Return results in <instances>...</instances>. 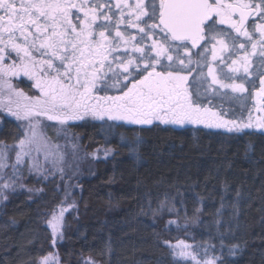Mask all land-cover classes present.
Masks as SVG:
<instances>
[{
  "label": "trees",
  "instance_id": "trees-1",
  "mask_svg": "<svg viewBox=\"0 0 264 264\" xmlns=\"http://www.w3.org/2000/svg\"><path fill=\"white\" fill-rule=\"evenodd\" d=\"M68 134L88 169L66 189L24 174L35 191L0 196V264H39L61 194L74 204L55 245L60 264H185L170 250L177 241L215 264H264V134L92 119ZM17 138L1 119L0 151L12 158Z\"/></svg>",
  "mask_w": 264,
  "mask_h": 264
},
{
  "label": "snow or ice",
  "instance_id": "snow-or-ice-1",
  "mask_svg": "<svg viewBox=\"0 0 264 264\" xmlns=\"http://www.w3.org/2000/svg\"><path fill=\"white\" fill-rule=\"evenodd\" d=\"M114 6L119 9L115 21L114 13L109 15L113 5L108 0L103 3L101 0H0L3 12L0 15V74L22 72L35 77V86L41 93L22 107L17 102V110L8 108L9 114L17 120H28L30 126L33 118L39 117L63 124L92 116L137 125H151L154 121L178 126L203 124L209 128H225L228 132L251 127V124L226 121L211 108L202 107L196 78L189 81L192 72L189 66L193 63L190 48L201 49L196 55L208 67L209 89L219 84L220 88L231 89L233 93H244L247 91L245 77H240L241 83H236V77L228 74L218 79L215 70L207 64L206 53L211 52L212 60L222 64L225 57L220 53L227 52L228 59L235 55L236 59L226 66L231 73L243 69L247 76L258 43L259 54L264 57V0H136L134 5L128 0H116ZM125 8L134 19L125 20ZM73 10L77 13L75 17ZM79 13H83L82 18ZM250 17L253 18L252 31L248 28ZM121 24L138 29L142 34L140 41L131 47V52L139 56L128 55L125 47L122 57L112 56L110 61L109 56L120 49L121 43L127 46L136 41V36L121 31ZM218 25H227L236 35ZM113 29L115 36H112ZM157 32L161 39H152ZM254 33H259V41H254ZM229 36L231 43L225 40ZM240 37L245 38L244 42H240ZM145 39H152L151 45L139 46ZM246 44H251V52ZM33 49L40 53L41 59L33 57ZM12 53L21 63L17 65L13 60L12 64L5 65L4 60L11 58ZM37 65L44 73L43 78L37 77ZM185 71L188 75L183 74ZM203 75L201 70L199 76ZM225 80L232 82L225 83ZM247 82L256 87L254 81ZM4 83L14 91L7 81ZM112 89L119 94H96ZM15 95L30 100L23 92H15ZM213 95L221 94L213 89ZM256 96L264 99V75L259 78ZM222 98L232 99L227 92ZM211 103L208 100V104ZM258 126L264 128V123ZM24 144L21 140L17 163L21 161ZM62 216L63 212L50 221L54 234L59 232ZM179 255L188 253L182 249ZM50 259L53 258L45 257L43 264H48ZM204 264H215V261L206 260Z\"/></svg>",
  "mask_w": 264,
  "mask_h": 264
},
{
  "label": "rangeland",
  "instance_id": "rangeland-1",
  "mask_svg": "<svg viewBox=\"0 0 264 264\" xmlns=\"http://www.w3.org/2000/svg\"><path fill=\"white\" fill-rule=\"evenodd\" d=\"M17 2H19V0H17ZM103 2L104 0H101V3ZM135 2L136 0H128V3L132 5H134ZM108 3L113 5L112 11L109 13V15L114 13L113 21H115V19L119 17V9H116L114 6L116 0H108ZM104 11H107V9H104ZM1 12L2 11H0V13ZM124 12L125 20L130 18L134 19V17H130L128 15V8H125ZM73 13L75 17L77 14L75 10H73ZM79 15L81 18L83 17V13H79ZM144 19L146 20L147 17ZM255 19L256 22H258L259 18L257 17ZM102 22L103 21H97V23ZM149 23H151V21H149ZM141 26H143V23H141ZM120 29L121 31H124L126 35L136 36V41L130 42L127 46L121 43L120 49L116 52H113L112 55L109 56L110 61L112 60V56L122 57L125 47L128 48V55L139 56L138 53L134 54L131 52V47L132 44L140 41V36L142 34L139 33L138 29L129 28L126 24H121ZM250 31H252V27H250ZM257 34L259 36V33ZM112 36H115L114 29L112 30ZM152 39L160 40L161 35L159 32H157V34L152 37ZM152 39H145L144 41L140 42L139 46L147 47L151 45ZM32 55L36 59H41L39 56L40 53L36 52L34 49L32 50ZM13 60H15L17 65L21 63L20 59L15 53H12L11 58H6L3 63L5 65H10L13 63ZM113 67H115V64H113ZM45 70H47L46 66ZM36 72L37 77H44V73L40 71L39 65L36 66ZM5 81H7V84L11 85L14 91L9 90L7 85L4 83ZM109 83H111V81H109ZM35 85L36 78H30L29 76L24 75L22 72L18 75H12L9 73V75L3 76L0 74V121L1 119H8L12 120L16 125H18V138L13 144L12 158L8 152L0 151V165H2L0 166V196H3V194L7 195L10 191H12L13 188L15 189L16 187L26 190L29 189L30 192L35 191L32 190L33 188L26 185V178L24 177V174L33 176V179H36L37 177H42V179L56 178L58 184L57 186L62 184L66 189L70 187V184L73 182L72 179L81 176L86 168L88 169L89 165L86 163V161L87 159L90 160L91 157L88 156V158H86V154L78 146L77 142L72 140L71 136L68 134V127L71 126L72 123L92 119L101 125H123L127 127L138 126L137 124H130L126 121L108 120L107 117H105L103 120H100L95 119L92 116H85L83 119L68 120L63 124L57 121H49L46 117H39L33 118L32 125L30 126L28 120H17L15 116L9 114L8 108L16 111L17 102H19L22 107L24 104L34 101L37 97H40V89H38ZM15 92H23L26 97L30 98V100L17 97ZM239 124L243 125L242 123ZM47 127L52 130V134L49 133L51 136L47 135L45 132V128ZM208 129L213 130V128ZM244 129L245 128H242L240 132H243ZM217 131L228 132L225 128L218 129ZM33 132H35V135H33ZM233 132L238 133L235 131ZM50 138H55V141H50ZM21 140H24L25 144L23 147V153L21 155V161L17 163V153L21 152ZM5 184L9 185V187L5 188ZM59 196L61 204L55 211L46 217V226L49 229L51 238L49 247L46 249L44 255L39 259V264H43L45 257L53 258L48 261V264H60L55 250V245L62 236L65 215L72 209L74 202L70 194H61ZM61 212H63V216L61 218L59 232L54 234L50 221L52 220L53 216H60ZM182 249L188 253V255L180 256L179 253ZM170 250L172 251V255L176 258V260H179L185 264H197V262H199V264H204V261L207 260L206 258L198 257L199 255L193 252L192 246L185 241H177L172 243ZM193 257H195V259H193Z\"/></svg>",
  "mask_w": 264,
  "mask_h": 264
},
{
  "label": "flooded vegetation",
  "instance_id": "flooded-vegetation-1",
  "mask_svg": "<svg viewBox=\"0 0 264 264\" xmlns=\"http://www.w3.org/2000/svg\"><path fill=\"white\" fill-rule=\"evenodd\" d=\"M253 18H249L248 28L250 31V27L252 26ZM219 28H223L225 31L231 33V35H236L227 25H218ZM254 41H259V36L257 33H254ZM226 42L231 43V38L225 37ZM240 42H244L245 38L240 37ZM179 43V42H177ZM203 43V42H201ZM210 48L211 45H208ZM246 47L249 52H251V44H246ZM181 55H183V49L180 50ZM192 53L193 63L189 66L192 69L191 75H189V81H192L193 78H196V82L199 85V91L201 93V102L202 107L206 106L211 108L212 111L219 113L222 115L223 119L226 121H234L236 124H251V127H245L244 131H253L258 134H264V128L259 127L258 125L264 123V99H260L256 96V91L259 88V78L261 75H264V57L260 56V45L257 44L256 55L251 56V67L249 68V74L245 76L243 69H241L237 73H231L229 68L226 65L231 64L232 59H236V56L233 55L231 59H228V53H220L221 56L225 57L224 63H220L219 60L213 61L211 52L206 53L207 56V64L211 65L215 70V74L218 79H223L225 74L236 77L235 82L241 83L240 77H245L244 85L247 91L244 93H233L231 89H222L219 84L212 85V88L209 89L208 85L211 84V77L208 76V67L205 65V62L201 57L196 55L197 52L201 51L198 48H190ZM175 55V53H173ZM197 61H200L197 64ZM159 70V69H158ZM203 71L204 75L199 76V72ZM183 74L188 75L187 71ZM247 81H254L256 87L253 88ZM225 83H231L230 80H225ZM205 89H208L205 92ZM213 89H218L220 96L213 95ZM191 91H195V89H190ZM227 92L229 98H222V94ZM97 95H117L119 94L116 90H109L107 93L99 92ZM236 97H240V99H235ZM195 99V97H194ZM208 100H211L212 103L208 104ZM151 125H161L169 128H206L203 124H185L183 126L178 125H165L161 124L159 121H154ZM151 125H138V126H151ZM222 128H213V130H218Z\"/></svg>",
  "mask_w": 264,
  "mask_h": 264
}]
</instances>
